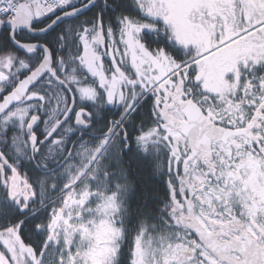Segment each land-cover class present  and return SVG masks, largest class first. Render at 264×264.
<instances>
[{
	"label": "snow or ice",
	"instance_id": "snow-or-ice-1",
	"mask_svg": "<svg viewBox=\"0 0 264 264\" xmlns=\"http://www.w3.org/2000/svg\"><path fill=\"white\" fill-rule=\"evenodd\" d=\"M0 264H264V0H0Z\"/></svg>",
	"mask_w": 264,
	"mask_h": 264
}]
</instances>
